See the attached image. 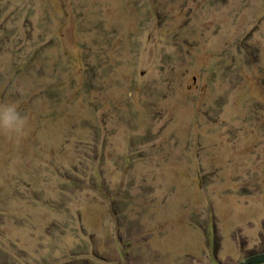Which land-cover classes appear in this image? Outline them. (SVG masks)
Returning <instances> with one entry per match:
<instances>
[{
	"label": "rangeland",
	"instance_id": "obj_1",
	"mask_svg": "<svg viewBox=\"0 0 264 264\" xmlns=\"http://www.w3.org/2000/svg\"><path fill=\"white\" fill-rule=\"evenodd\" d=\"M263 250L264 0H0V264Z\"/></svg>",
	"mask_w": 264,
	"mask_h": 264
},
{
	"label": "clouds",
	"instance_id": "obj_2",
	"mask_svg": "<svg viewBox=\"0 0 264 264\" xmlns=\"http://www.w3.org/2000/svg\"><path fill=\"white\" fill-rule=\"evenodd\" d=\"M3 123L9 132L15 133L21 130L24 121L17 118V116L15 115L14 107L10 105L6 109H4Z\"/></svg>",
	"mask_w": 264,
	"mask_h": 264
},
{
	"label": "water",
	"instance_id": "obj_3",
	"mask_svg": "<svg viewBox=\"0 0 264 264\" xmlns=\"http://www.w3.org/2000/svg\"><path fill=\"white\" fill-rule=\"evenodd\" d=\"M236 264H264V250L247 255Z\"/></svg>",
	"mask_w": 264,
	"mask_h": 264
}]
</instances>
